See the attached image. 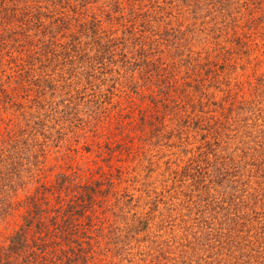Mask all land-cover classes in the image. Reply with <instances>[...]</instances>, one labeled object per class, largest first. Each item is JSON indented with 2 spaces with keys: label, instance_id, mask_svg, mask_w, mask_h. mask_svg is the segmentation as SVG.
Here are the masks:
<instances>
[{
  "label": "rangeland",
  "instance_id": "obj_1",
  "mask_svg": "<svg viewBox=\"0 0 264 264\" xmlns=\"http://www.w3.org/2000/svg\"><path fill=\"white\" fill-rule=\"evenodd\" d=\"M26 2L0 26V248L36 203L91 225L73 264H264V0Z\"/></svg>",
  "mask_w": 264,
  "mask_h": 264
},
{
  "label": "trees",
  "instance_id": "obj_2",
  "mask_svg": "<svg viewBox=\"0 0 264 264\" xmlns=\"http://www.w3.org/2000/svg\"><path fill=\"white\" fill-rule=\"evenodd\" d=\"M31 8L32 6L27 4L26 0H1L0 26L10 27L19 22L20 26L23 27L29 21L28 17L32 15ZM84 188L86 186L77 185L79 195L76 201H85L87 194L81 193L82 190L84 191ZM27 198H30L31 201H36L33 197ZM69 206L74 207V205ZM34 208L35 213L31 214L30 217H26L24 225L10 237L9 247L7 249L0 248L1 263H3L2 260L4 259L6 264H13L12 261L16 260L13 254L21 257L22 252H25L26 247H29L28 236L34 238V242L32 243V247L29 248V253H25L24 256V263L27 264H36L40 259L43 260L44 264L56 263L52 259L54 256H58V250L62 253V257L65 255V263L73 264V260L79 258L78 252L88 248L91 249L89 243L91 237L88 234V229H90L91 225L86 223V227H83V224L80 222L81 213L78 216L75 215L77 209L54 208L53 214L49 217L50 223L46 224V221L42 220L45 216L42 217L40 213H37L38 207L36 203H34ZM84 217L87 218V216ZM35 219L36 222L34 224ZM33 226L35 230L33 234H30ZM58 246L59 248L57 249ZM47 252L51 253V256L48 258L49 262H47L48 259H44ZM68 252L72 257L69 256Z\"/></svg>",
  "mask_w": 264,
  "mask_h": 264
}]
</instances>
